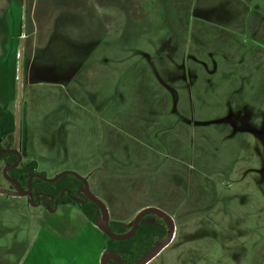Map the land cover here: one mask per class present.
Wrapping results in <instances>:
<instances>
[{"label":"rangeland","instance_id":"obj_1","mask_svg":"<svg viewBox=\"0 0 264 264\" xmlns=\"http://www.w3.org/2000/svg\"><path fill=\"white\" fill-rule=\"evenodd\" d=\"M240 1L2 0L0 108L22 165L88 177L113 221L163 210L176 224L167 255L261 264L264 106L228 132L236 72L218 69L264 43V0ZM81 223L93 224L77 204L54 213L0 194V262H19L46 226Z\"/></svg>","mask_w":264,"mask_h":264},{"label":"crops","instance_id":"obj_2","mask_svg":"<svg viewBox=\"0 0 264 264\" xmlns=\"http://www.w3.org/2000/svg\"><path fill=\"white\" fill-rule=\"evenodd\" d=\"M228 1L241 5L240 0ZM2 4L3 2L0 0V5L3 6ZM216 22L221 24L218 20L214 21V23ZM252 23H258V21L255 20ZM260 48V50H229L232 53L235 52V56H238V54L247 55L250 64L239 62L233 65H226L221 62L225 66L218 67L219 70H226L227 73L236 72L231 91L226 96L230 108L227 112H232L233 118L232 126L228 127V132L232 133L235 127L248 128L252 124L251 120L258 116L263 109L264 57L262 56L264 54V43H260ZM229 56L230 54H227L226 57ZM223 60H225V57ZM235 85H237V89L234 87ZM244 88H251L254 94H248ZM239 92H242V94ZM237 112L242 115L240 118ZM247 115L251 116L247 118ZM261 127L264 129L263 121L259 125V128ZM255 133L259 132L256 130ZM259 135L257 134L256 136L259 137ZM104 243V235L90 223H81L73 226L67 224L63 227L52 226L50 228L46 226L36 235L30 252L21 257L16 264H99L100 255L104 250ZM173 243L174 240L166 249H171ZM166 249L149 264H219L218 261H211L207 258L204 261L202 255L201 257L193 255L194 252L185 255L182 250H179L175 256L167 255L165 251L168 250ZM210 252L212 256V251ZM207 256L210 255L207 254ZM0 264L3 263L0 262ZM220 264H229V258H223ZM246 264H249V260H247ZM261 264H264V259H262Z\"/></svg>","mask_w":264,"mask_h":264},{"label":"flooded vegetation","instance_id":"obj_3","mask_svg":"<svg viewBox=\"0 0 264 264\" xmlns=\"http://www.w3.org/2000/svg\"><path fill=\"white\" fill-rule=\"evenodd\" d=\"M13 135H14V127H13V131L9 135H5L0 130V151L10 150V149H13L14 147L16 148ZM2 156H7L6 158H3V162H4L3 167L13 165L17 160V157L13 154L0 155V158H2ZM34 167L35 165L30 164V163L22 165L21 160H20L16 168L9 170V171L16 170L17 173L13 174L12 176H8L7 174V176L12 181H14L15 183L19 185V187L22 189L23 192L25 193L29 192L31 195L30 197L15 196L18 193V189L13 183L7 181L6 179L5 181L8 183L9 188L8 190H4V191L13 194L14 197L25 198L26 201L32 206L42 207L49 211L51 209H54V213H56L58 209L61 208L62 206H67L70 203L77 204L78 206H80L83 209L84 214L91 215L92 219L99 213L98 207L92 201H90L84 193L85 190L90 191L91 186H90L88 177L81 176L82 179H80L78 177L79 175L76 176L73 174H64L61 177H59L57 180H55L54 182H47L44 180H40L39 178L35 176L37 175V176H41L44 178L42 174H39L38 172H36ZM57 176H55L54 178H56ZM36 180H38L39 182H36ZM84 181L86 182L87 187L85 186ZM29 187H30V190H29ZM9 196H12V195H9ZM106 209L108 210V214H109L108 227L113 233L125 234L131 229L130 223L133 221V219L130 222H126V223L113 221L111 220V217H110V209L107 206H106ZM99 217L101 218L100 214H99ZM139 225L137 227L135 234L138 231ZM146 226H147V230H150V227H152L150 226V222H146ZM135 234L131 238H133ZM120 242H123V241H120ZM105 251H112L110 248H108L106 242L104 243L103 252ZM113 252L119 258L120 256L117 253H122L123 249H121L120 246H117L115 250H113ZM108 264H116V263L113 261H108Z\"/></svg>","mask_w":264,"mask_h":264},{"label":"water","instance_id":"obj_4","mask_svg":"<svg viewBox=\"0 0 264 264\" xmlns=\"http://www.w3.org/2000/svg\"><path fill=\"white\" fill-rule=\"evenodd\" d=\"M4 154H13L17 157L16 162L13 165H9L3 168L2 170V175L3 177L13 183L16 188L18 189V193L15 196H28L30 197V193L23 192L22 189L19 187L17 183L12 181L8 176L7 172L10 169L16 168L21 160L20 154L17 152L16 148L14 147L13 149L10 150H1L0 155ZM64 174H73L78 176L76 173L73 172H62L60 173L56 178L52 180H48L46 178H43L41 176L35 175L37 178L40 180H44L47 182H54L57 180L59 177H61ZM80 179L81 176H78ZM85 186L87 187L86 182L84 181ZM30 190V187H29ZM86 197L92 201L99 209V213L92 219L93 225L107 238L113 240V241H126L130 239L136 232L137 227L142 220L144 216L147 214L154 215L156 218L162 220V222L165 224L167 232L165 234V237L161 241L155 242V244L134 264H149L152 260H154L163 250H165L173 241V238L175 236V230H176V224L175 220L172 216L164 212L163 210L156 208V207H147L144 208L143 210L139 211L135 217L133 218V221L130 223L131 229L126 232L125 234H115L113 233L109 227H108V221H109V214L108 210L106 209V206L103 204L100 199L95 197L89 190L84 191ZM0 194H5V195H12L11 193L5 192L4 190L0 189ZM99 214L101 215V218L99 217ZM108 261H113L116 264H124L122 263L119 258L115 255L113 251H105L100 255L99 258V264H108Z\"/></svg>","mask_w":264,"mask_h":264},{"label":"trees","instance_id":"obj_5","mask_svg":"<svg viewBox=\"0 0 264 264\" xmlns=\"http://www.w3.org/2000/svg\"><path fill=\"white\" fill-rule=\"evenodd\" d=\"M0 130L5 135H9L13 130V118L5 108H0ZM6 157L7 156H2V158ZM15 173H17L16 170H13L9 171L7 174L8 176H12ZM36 182L39 181L36 180ZM88 218L92 221L91 215H88ZM146 222H150V226H152L150 230H147ZM166 232L167 229L162 220L149 214L141 220L137 233L130 240L115 242L104 236V241L112 251L115 250L117 246L123 249L122 253L117 254L124 264H134L155 244V242L163 240Z\"/></svg>","mask_w":264,"mask_h":264}]
</instances>
